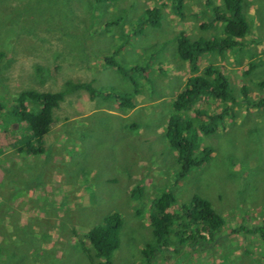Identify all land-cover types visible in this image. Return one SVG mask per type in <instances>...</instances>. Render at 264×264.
Listing matches in <instances>:
<instances>
[{
  "label": "rangeland",
  "instance_id": "1",
  "mask_svg": "<svg viewBox=\"0 0 264 264\" xmlns=\"http://www.w3.org/2000/svg\"><path fill=\"white\" fill-rule=\"evenodd\" d=\"M210 1L0 3V51L6 54L0 103L7 115L26 89L56 92L67 82H93L99 91L94 99L79 91L61 103L41 155L20 153L16 140L0 138V264H92L89 255L98 262L87 233L113 212L123 218L113 264L151 263L143 254L148 244L158 252L151 264H264V238L252 233L264 219V106L255 107L264 98V0H243L251 29L241 46L205 53L194 74L178 56L176 38L182 32L192 41L221 37L220 23L203 28L223 4ZM155 7L159 26L142 23ZM106 57L124 73L107 66ZM210 65L229 80L234 112L205 134L201 116L230 102L194 101L185 116L195 125V152L209 147L212 154L180 179L167 120L177 94ZM127 94L132 108L123 104ZM168 191L177 207L195 196L208 200L226 221L222 232L210 240L193 226L194 238L172 237L163 250L149 215L154 199Z\"/></svg>",
  "mask_w": 264,
  "mask_h": 264
},
{
  "label": "trees",
  "instance_id": "2",
  "mask_svg": "<svg viewBox=\"0 0 264 264\" xmlns=\"http://www.w3.org/2000/svg\"><path fill=\"white\" fill-rule=\"evenodd\" d=\"M5 1L0 0V3ZM95 1L101 3L111 0ZM183 1L178 0L179 4ZM222 3L221 6L215 8L213 18L203 25V28H209L216 22L220 23L222 25V35L219 39L192 41L183 32L176 38L178 56L182 62L189 65L194 74L199 71V61L202 55H205V53L216 52L217 54H222L233 51V49L241 46L242 42L239 39H244L250 32L251 27L243 14L244 1L223 0ZM206 4L211 5L212 2L206 0ZM159 13L160 10L157 7L148 9L147 16L142 20V23H151V25L158 27L160 20L157 15ZM3 16L0 17L2 18ZM5 58V52L0 51V62ZM113 59L115 58L113 57ZM113 59L106 57L104 62L107 66L124 73ZM251 67H254V65H251ZM203 72L205 76L194 75L189 80L185 90L177 94L173 103L175 114H172L167 120L165 136L169 144L177 152L178 163L181 166L180 179L188 175L193 168L203 165L212 154V149L209 147H205L198 154L195 152L197 136L193 133L195 125L189 117L185 116L194 101L200 97L208 96L224 103L230 102L217 113L202 115L198 112V115H202L201 117L205 118V120L202 119L203 121L199 125L205 134L215 131L216 126L214 127L212 124L218 121L222 123L224 113L234 112L232 105L235 100L229 90L227 77L218 67L213 65L206 67ZM39 81L42 84L46 82V80L42 82L40 79ZM130 81L134 83V92L138 95L137 84L132 78H130ZM260 86L264 89V80L260 82ZM242 89L243 94L246 96L247 89L245 87ZM79 91H87L92 99L99 94V91L93 86V82H67L61 90L56 92L38 91L35 89H26L19 92L14 100L10 102L13 110L8 115L5 105L0 103V132H2L0 133L2 141H0L7 143L11 140H16L14 145H19L18 152L20 153L43 154L45 149L44 139L50 133L55 122L54 111L60 107L61 103L69 95ZM128 97V94L123 97V104L125 105V102L128 101L126 106L132 108L134 105L129 103ZM248 104L250 106L253 105L252 102ZM263 106L264 98L255 103L257 108ZM21 124L26 125L27 128L22 127ZM8 128L14 134L11 137H8V134L4 131ZM149 223L156 243L160 246V242H163L162 246H160L163 250L169 247L168 241L172 237H182L185 240L194 238V233L191 231L193 226H196L195 232L197 235L205 238L207 233L209 239L214 240L226 225L223 216L213 209L208 200L195 196L189 206L182 205L177 207L176 197L169 191L162 193L151 203ZM122 226L123 218L121 214L113 212L104 219L102 225L88 231L87 240L90 242L98 260L97 262L92 255H89L92 264H113L112 255L120 246ZM252 233H260L261 238H264V219L262 225L257 227ZM143 254L148 261L153 263L158 252L154 254L151 245L148 244L143 249Z\"/></svg>",
  "mask_w": 264,
  "mask_h": 264
}]
</instances>
